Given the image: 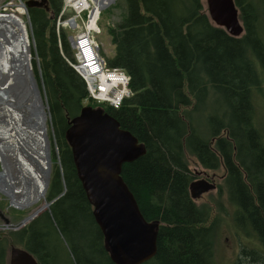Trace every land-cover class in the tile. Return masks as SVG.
I'll return each mask as SVG.
<instances>
[{
  "label": "trees",
  "instance_id": "obj_1",
  "mask_svg": "<svg viewBox=\"0 0 264 264\" xmlns=\"http://www.w3.org/2000/svg\"><path fill=\"white\" fill-rule=\"evenodd\" d=\"M233 2L240 37L214 26L202 0H123L120 21L105 27L112 46V54L102 53L107 66L123 70L132 91L120 108L105 112L145 147L144 155L122 164L120 175L144 219L158 221L156 254L143 264H217V216L209 205H197L189 190L195 164L206 172L222 169L233 220L259 244L242 253L264 264V126L258 116L264 110V0ZM45 5L27 6L26 15L32 72L44 90L57 147L45 199L62 195L19 229L0 232V264H8L12 245L38 264H113L65 139L86 88L68 63L67 35L56 32L62 0Z\"/></svg>",
  "mask_w": 264,
  "mask_h": 264
},
{
  "label": "water",
  "instance_id": "obj_2",
  "mask_svg": "<svg viewBox=\"0 0 264 264\" xmlns=\"http://www.w3.org/2000/svg\"><path fill=\"white\" fill-rule=\"evenodd\" d=\"M210 22L229 35L243 33L238 10L233 0H202ZM27 6H43L45 0H28ZM32 78V76H31ZM34 78V77H33ZM65 139L70 147L77 178L92 207V215L102 236L104 250L113 264H143L157 250L158 221L148 222L141 214L133 194L120 173L124 163L144 155L145 147L102 109L84 107L79 115L68 121ZM49 179L46 182V189ZM214 183L205 179L189 184L191 197L214 189ZM62 193L59 195L61 196ZM57 196L55 199H57ZM51 202L46 203L47 207ZM8 224L3 228L18 229L27 220ZM33 218V217H32ZM8 264H38L27 250L10 246Z\"/></svg>",
  "mask_w": 264,
  "mask_h": 264
},
{
  "label": "bare ground",
  "instance_id": "obj_3",
  "mask_svg": "<svg viewBox=\"0 0 264 264\" xmlns=\"http://www.w3.org/2000/svg\"><path fill=\"white\" fill-rule=\"evenodd\" d=\"M103 1L99 0L100 3ZM115 2L116 0H112V3ZM17 11H22L21 6L17 8ZM29 50L28 39L21 24L11 15L1 14L0 11V73L2 75L0 84V91H2L0 92V123L2 124V126L0 125V153L4 157L7 156L8 152L3 150V147H7L10 150L9 156L14 160L16 181L13 180V174L8 175L7 181H10L11 189L7 193L14 198L12 203L16 206L29 205L39 200L46 190L49 169L48 144L45 135L46 113L41 107L40 88L37 90L34 79L31 78L30 60L32 58ZM13 79L16 80L12 84ZM129 84L128 76L122 85L127 94L121 99L117 108H120L124 100L132 96ZM41 90L45 100L43 88ZM22 107L26 112L35 107L33 112L36 121L34 123H27L24 120V115L19 109ZM45 107L49 114L46 100ZM84 107L99 108L106 113L105 107L112 106L108 100H96L88 95L81 109ZM81 109L75 116L80 114ZM3 123L6 124L7 129ZM50 139L51 142H54L53 135L50 136ZM46 207V204L42 205L29 216V219L42 212ZM253 261L257 264L256 257L253 258Z\"/></svg>",
  "mask_w": 264,
  "mask_h": 264
},
{
  "label": "rangeland",
  "instance_id": "obj_4",
  "mask_svg": "<svg viewBox=\"0 0 264 264\" xmlns=\"http://www.w3.org/2000/svg\"><path fill=\"white\" fill-rule=\"evenodd\" d=\"M22 3H23L22 0H0V11H1V14L11 15L13 18H15L18 21V23L21 24L24 34L27 36L28 46L30 49V46L32 45V43L29 37L30 33H29L28 18H27L25 9L22 6ZM123 4H124L123 0H116L115 3L102 9L100 12L99 19H98L99 20L98 27L101 33L96 34L95 39L101 44L102 53L104 55L108 56L112 54V46L110 44V38L105 32V27L107 25H115L116 23L120 21L122 17L123 7H124ZM20 6L22 8L21 12L17 11V8ZM83 18H84V15H83ZM57 22H58V18L56 19V23ZM64 32L67 35V39H68V34H70V32L68 33L66 31ZM31 58H32V55H31ZM71 61L72 59L68 61V63L70 67L75 71V69L71 65ZM30 73L33 78L31 60H30ZM4 79L5 77L3 78V80ZM33 79L37 87V90H39L38 89L39 87L37 86V82L35 78ZM15 80L16 79L12 80V84L14 83ZM1 83H2V75L0 73V84ZM40 91H41V97H42L41 107L46 113L45 114L46 116L45 135H46V140L48 144L47 150H48V156H49V169H48V179H49L50 170H51L50 157H51V153L53 151L54 145H52V142L50 139V136L52 135V131L50 127V116L48 112H46L45 100L42 94V90L40 89ZM34 108L32 107L27 112L26 110H24L23 107L19 108L24 115V120L27 123H31V122L34 123L36 121L35 119L36 116H35V113L33 112ZM258 116H259V120H261L260 121L261 124L264 126V110H260V113ZM0 125L2 126L1 123ZM3 126L5 127V129H7L5 123H3ZM1 130H2V127H1ZM3 150L8 152L7 156L5 157L2 156V154L0 153V232L4 233L6 230H17V229H9L6 227L3 228L2 226L3 224H5L4 220H7L8 224H11V225L17 224L20 221H22L24 218L33 214L42 205L49 203V202H47V200L45 199V195L47 191L46 189L44 194L39 198L37 202L30 203L29 205H24V206L22 205L16 206L15 204L12 203V199L14 198H12L7 193L8 190L11 189V184L9 180L7 181L8 179L7 177L8 175L11 176L13 174L12 176L13 180L16 181L17 174L14 172L15 170L13 166L14 160L9 156L10 150L7 147H3ZM54 151L55 152L57 151L56 146L54 147ZM190 168L193 172L194 180L205 179L207 183H212L208 180V178L204 174H208L207 176L209 177L214 176L213 183L215 185V188L207 192H202L201 195L197 194L194 197V202L197 205H200L202 203L209 205L213 209L215 215L217 216L216 223H215L216 234H215V240H214L216 263L217 264H235V263L237 264H256L251 259L250 255L244 254L242 253V251L243 249L255 251L259 248V244L253 239V236L248 232V230L244 226L240 227L236 225L233 220V206L229 203L226 189L224 187L222 169H219L214 173V172H206L202 167H200L197 164L191 166ZM3 173H5V176H3ZM15 187H17V185H15ZM12 189H13V186H12ZM18 197L22 198V196L20 195H18ZM46 209H48V207H46L42 212H44ZM42 212H40L39 214H41ZM37 215H35L33 218H35ZM33 218L27 220L22 226H24L26 223L31 221Z\"/></svg>",
  "mask_w": 264,
  "mask_h": 264
},
{
  "label": "built area",
  "instance_id": "obj_5",
  "mask_svg": "<svg viewBox=\"0 0 264 264\" xmlns=\"http://www.w3.org/2000/svg\"><path fill=\"white\" fill-rule=\"evenodd\" d=\"M111 4L112 0L102 3L99 0H62L56 32H70L71 65L84 81L87 96L108 100L112 108H117L127 94L122 85L128 76L119 69L107 66L101 44L94 39L96 34L101 33L98 27L100 12Z\"/></svg>",
  "mask_w": 264,
  "mask_h": 264
},
{
  "label": "flooded vegetation",
  "instance_id": "obj_6",
  "mask_svg": "<svg viewBox=\"0 0 264 264\" xmlns=\"http://www.w3.org/2000/svg\"><path fill=\"white\" fill-rule=\"evenodd\" d=\"M207 178H208V180L210 181V182H213L214 180V176H213V179L211 178V177H209V176H207L208 174H204Z\"/></svg>",
  "mask_w": 264,
  "mask_h": 264
}]
</instances>
